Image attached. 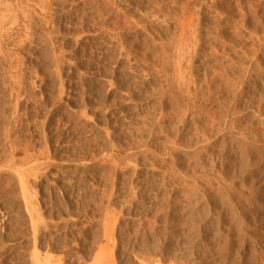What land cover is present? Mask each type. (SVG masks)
<instances>
[{"label":"rangeland","instance_id":"374dc122","mask_svg":"<svg viewBox=\"0 0 264 264\" xmlns=\"http://www.w3.org/2000/svg\"><path fill=\"white\" fill-rule=\"evenodd\" d=\"M39 1L45 3L34 2L40 4ZM47 1L40 5L48 13L37 11L48 16L41 15L40 19V14L34 12L39 17L32 13L33 20L20 19L14 28L4 32V38L8 33L12 37L9 34L8 39L0 37L4 41L0 40V264H34L35 257L42 255L45 259L52 254L56 257L58 251L61 255V250L63 256L67 221L86 222L85 233L92 239L105 230L103 221L110 218L118 223L115 232L124 229V237L134 232L132 237L149 238L150 243L156 244L161 241L168 250L163 251L164 257L170 254V258H181L186 264H196L199 260L198 264H210L216 258L213 264H217L218 238L228 232L223 223L230 220L231 214L223 212L226 205L218 200L216 186H213L216 194L211 191L205 198L201 187L195 184L192 188L195 182L190 178L196 164L204 166L209 143L218 145L220 151L222 142H232L238 136L241 117L238 98L239 92L242 93L239 78L243 75L240 62L243 54L238 46L244 34L240 29L255 25V0H217L213 6H201L202 14L199 19L196 16L200 21L197 27L201 26L198 27L199 51L187 69L193 74L190 80H195L192 87L189 82L187 89L193 88L189 94L188 90L183 93L185 87L177 82L180 77L174 75L177 55L173 48H177L180 21L170 20L171 16L164 19L158 9L159 2L172 1L115 0L116 4L114 0H105L106 4L102 0ZM108 1L116 9L119 5V10L110 7L113 4ZM248 14L255 16L251 18ZM256 79L261 81L258 85H263L257 93H264V78ZM255 84L254 87L250 84L249 93H256ZM184 96L193 97L191 107ZM261 96L258 100L263 104L264 95ZM195 150H200L199 154ZM219 151H216L218 155ZM23 174L25 183L20 180ZM29 201L33 203L31 206ZM110 212L115 218L107 216ZM37 222L51 225H47L50 229L46 225L42 228L41 224L38 228ZM56 236L61 244H56L59 242ZM33 249L44 254L34 256ZM49 251L52 253L45 254Z\"/></svg>","mask_w":264,"mask_h":264},{"label":"bare ground","instance_id":"6f19581e","mask_svg":"<svg viewBox=\"0 0 264 264\" xmlns=\"http://www.w3.org/2000/svg\"><path fill=\"white\" fill-rule=\"evenodd\" d=\"M36 0H0V37L4 38V32L7 30L6 32L10 31L11 27L14 26V24H18L19 22H17L18 20H22L23 18L28 19V21H30L31 19V14L36 16L34 12H38L37 9H42L41 13L45 12L48 13L46 10V7H42L41 8V1L40 4H38L37 2H34ZM45 3L42 4H47L49 1L47 0H42ZM99 1V0H98ZM105 1V0H102ZM99 2V3H104V2ZM107 1V0H106ZM105 1V4L107 3ZM112 1V0H111ZM122 1V0H121ZM127 1V0H125ZM132 1V0H130ZM128 1V2H130ZM134 1V0H133ZM140 1V0H138ZM149 1V0H148ZM151 1V0H150ZM155 1L157 3V1L159 0H152ZM162 1H166V0H162ZM172 1L167 3V1L165 2L166 4H163L161 2H159V6L158 9H161V12L163 13V17L165 16H171L168 17L170 20H179V25L181 26V29L179 28V35H177V37L179 38V40H177V48H173L176 49V59L177 65H175V69L176 71H174L178 77V80H182V81H178L177 82H182V87L184 85V89L186 92H184L183 89V93H187L188 90V94L190 89L189 85H190V78L189 76H193L190 75L188 73V68H190L189 66L191 65L192 61H194L195 59V55L196 52L199 51V45L198 44V39H199V34L201 31L198 29L197 24L200 21H197L200 18V10L201 6H203L204 4H209V6H213L214 3L217 2V0H169ZM254 1V0H253ZM47 2V3H46ZM59 2V1H58ZM113 2V1H112ZM115 4L116 1L114 0ZM144 2V0H143ZM147 2V0H146ZM255 8L254 10L257 12L256 13V20H255V25L254 26H250L249 28L245 26H243L244 24V20L241 22L240 26H243V29H240L242 32H244L243 37L241 40V44H239L238 48H240V51L243 55H241L243 57V60L240 62H242V66H243V72L241 71V74H243L241 76V78H239V81L241 82V86L240 88L242 89V93L239 92L240 94V98H238V100L240 99L241 102V106H240V110L241 112V117H240V122H239V131H238V136H237V132L235 133L233 130H231V132L233 131V133L236 134L235 136V140L233 139L232 142H222L221 145V149L220 151L218 150V145L216 146L215 143H209L208 146V151L205 150V148L203 149L204 151L208 152V157L204 164V166L200 167V165L198 166L197 164L193 167V176H191L194 180V184H192V188L193 185L196 184V186H198V188L201 187V189L203 190L202 194L203 196H208L210 194V192H214L215 190H213V186L218 189V191L216 192L217 194H219L218 198L220 197V199H218L220 202L223 203V205H226L227 210H225V206L223 207L224 210L223 212L225 213L226 211L230 212L231 214V218L230 220H228L227 223H225L227 226L224 225V228L228 230V232L226 234H222V236H220L218 239L216 238V241H219L218 247H217V254H218V261L217 264H250V262H257V264H264V103L261 104V102L258 100L260 99L258 96L264 95V93H257L259 91V86L258 85L259 82L258 79H263L264 78V0H255ZM37 3V4H35ZM52 3V2H50ZM108 3H111L110 1H108ZM119 4V2H117ZM121 3V2H120ZM150 3V2H149ZM154 3V2H153ZM152 3V4H153ZM155 3L154 6H156L157 4ZM246 3V2H245ZM251 3V2H250ZM98 4V2H97ZM113 3H111L112 5ZM110 6V7H114ZM125 4V3H124ZM138 4V3H137ZM146 4V3H145ZM212 4V5H211ZM241 4V3H240ZM40 5V6H39ZM96 5V4H95ZM99 5V4H98ZM104 5V4H103ZM110 5V4H108ZM122 4H120L121 6ZM147 5V4H146ZM149 5V4H148ZM152 5V7H154ZM43 6V5H42ZM47 6V5H46ZM145 6V5H144ZM151 6V4H150ZM148 6V8L150 7ZM158 6V5H157ZM208 6V5H207ZM106 7V5L104 6ZM117 6H115L114 8L116 9ZM137 7V6H136ZM141 6H138V10ZM206 7V5H205ZM244 7V5H243ZM251 8V6H249ZM103 8V7H102ZM147 8V7H146ZM249 8V9H250ZM107 9V8H105ZM119 10V5L118 8ZM116 9V10H117ZM151 9V8H149ZM159 9V10H160ZM245 9V8H243ZM121 10V8H120ZM142 10H144V7L142 6ZM158 10V12H159ZM98 11V10H97ZM122 11V10H121ZM141 11V10H140ZM148 11V10H147ZM146 11V12H147ZM157 11V9H156ZM243 11V10H242ZM249 11V10H248ZM115 12V11H113ZM119 12V11H117ZM116 12V13H117ZM145 12V10H144ZM166 12V13H165ZM241 12V11H240ZM252 12V10H251ZM249 12V13H251ZM41 13L38 12L39 15H37L36 17H39L40 19L41 17ZM51 13V12H50ZM101 13V12H100ZM103 13V12H102ZM149 13V12H148ZM155 13V12H154ZM160 13V12H159ZM158 13V15H159ZM248 13V12H247ZM253 13V12H252ZM120 14V13H119ZM152 14V13H151ZM242 14V13H241ZM47 15V14H46ZM44 14V16H46ZM110 15V14H109ZM113 15V14H112ZM127 15V14H126ZM125 15V16H126ZM150 15V14H149ZM153 15V14H152ZM157 15V14H156ZM162 14H160V18ZM245 15V14H244ZM32 16V17H34ZM43 16V15H42ZM43 16V18H44ZM48 16V15H47ZM121 16V15H120ZM154 16V15H153ZM158 16V18H159ZM197 16V18H196ZM247 16V15H246ZM249 16V14H248ZM255 16V15H254ZM254 16H252L254 18ZM128 17V15H127ZM243 18V16H241ZM251 17V16H249ZM251 17V18H252ZM38 18V19H39ZM48 18V17H46ZM116 18V17H115ZM245 18V16H244ZM248 18V17H247ZM245 18V19H247ZM166 20H168L166 17L164 18ZM250 19V18H249ZM33 20V19H31ZM37 20V19H36ZM110 20V19H109ZM116 20V19H115ZM121 20V19H120ZM123 20V19H122ZM162 18V21H165ZM253 20V19H251ZM250 20V22H251ZM43 21V19H42ZM105 21V20H104ZM107 21V19H106ZM248 21V20H247ZM16 22V23H15ZM23 22V21H22ZM117 22V21H116ZM164 22V24H165ZM172 22V21H170ZM28 23V22H27ZM130 23V22H129ZM174 23V22H173ZM176 23V22H175ZM178 23V21H177ZM176 23V24H177ZM249 23V22H246ZM115 24V23H113ZM168 24V23H167ZM200 24V23H199ZM254 24V23H253ZM252 24V25H253ZM20 26V25H19ZM26 26V23H25ZM116 26V25H114ZM168 26V25H167ZM171 26V25H170ZM117 27V26H116ZM169 27V26H168ZM201 27V26H200ZM199 27V28H200ZM14 28V27H12ZM119 28V27H118ZM248 28V29H246ZM116 30V29H114ZM118 30V29H117ZM177 30V29H176ZM240 30H238L240 32ZM198 31H200L198 33ZM117 33V31H115ZM114 32V33H115ZM120 32V31H119ZM242 32L240 34V36L242 35ZM11 33V32H10ZM177 33V32H175ZM7 34V33H6ZM9 34V33H8ZM7 34V36H8ZM47 34V33H45ZM121 34V33H120ZM178 34V33H177ZM239 34V33H238ZM10 35V34H9ZM114 35V34H113ZM116 35V34H115ZM6 36V35H5ZM7 36L5 38H7ZM12 37V35H10ZM47 36V35H46ZM50 36V35H49ZM174 36V35H173ZM10 37V38H11ZM117 37V36H116ZM4 38V40H5ZM50 38V37H49ZM119 38V37H118ZM117 38V39H118ZM241 38V37H240ZM8 39V38H7ZM125 39V38H124ZM1 40V38H0ZM120 40V38H119ZM118 40V41H119ZM122 40V39H121ZM176 40V39H175ZM3 41V39L1 40ZM125 41V40H123ZM122 41V42H123ZM4 42V41H3ZM50 42V41H49ZM53 42V41H52ZM147 42V41H146ZM201 42V41H199ZM209 42V41H208ZM145 43V42H144ZM148 43V42H147ZM176 43V42H175ZM1 44V43H0ZM54 44V43H53ZM125 44V43H124ZM150 44V43H149ZM169 44V42H168ZM171 44H172V40H171ZM127 45V44H126ZM162 45V44H161ZM167 45V42L165 44V46ZM123 46V45H122ZM149 46V45H148ZM164 46V45H163ZM51 47V46H50ZM57 47V46H56ZM126 47V46H125ZM124 47V48H125ZM151 47H153L151 45ZM170 47V46H169ZM168 47V48H169ZM172 47V45H171ZM170 47V48H171ZM55 48V47H54ZM150 48V47H149ZM156 48V47H155ZM169 48V49H170ZM53 49V48H52ZM162 49V48H161ZM164 49V48H163ZM55 50V49H54ZM120 50V48H119ZM172 50V49H171ZM60 51V50H59ZM128 51V50H127ZM164 51V50H163ZM166 51V50H165ZM169 51V50H168ZM123 52V51H122ZM126 52V51H125ZM131 52V51H129ZM172 52V51H171ZM170 52V53H171ZM1 53V52H0ZM57 53V52H56ZM61 53V52H60ZM121 53V52H120ZM174 53V52H173ZM200 53V52H198ZM197 53V54H198ZM62 54V53H61ZM131 54V53H130ZM3 55V54H1ZM165 55V54H164ZM170 55V54H169ZM59 56V55H58ZM57 56V57H58ZM63 56V55H62ZM175 56V55H174ZM171 59V56H169ZM3 58V57H2ZM54 58V57H53ZM56 58V57H55ZM167 58V57H165ZM242 59V58H240ZM62 60V58H61ZM60 61V60H59ZM173 61V60H172ZM2 64V63H1ZM171 64V63H170ZM240 65V66H241ZM56 66V65H55ZM172 66V65H171ZM170 66V67H171ZM241 66V67H242ZM57 69V68H56ZM168 69V68H167ZM59 70V69H58ZM58 70L56 72H58ZM170 70V69H169ZM174 70V69H173ZM171 71V70H170ZM190 71H192V69H190ZM169 72V71H168ZM173 72V71H172ZM173 72V73H174ZM194 72V71H193ZM14 73V72H13ZM19 73V72H18ZM22 73V72H21ZM172 73V74H173ZM57 74V73H56ZM181 74V76L179 75ZM213 74V73H212ZM218 74V73H217ZM240 74V73H239ZM166 75V74H165ZM168 75V74H167ZM173 75V78H174ZM198 75V74H197ZM196 75V76H197ZM60 76V75H59ZM169 76V75H168ZM240 77V76H239ZM168 78V77H167ZM170 78V77H169ZM217 78V77H215ZM195 79V78H194ZM172 80V77H171ZM175 81V80H174ZM173 81V82H174ZM195 81V80H194ZM191 81V87H192V82ZM264 81V79H263ZM230 82V81H229ZM239 82V83H240ZM251 82H256L255 83H251ZM175 83V82H174ZM232 83V82H231ZM264 83V82H263ZM167 84V83H166ZM178 85V83H176ZM236 84V83H235ZM234 84V85H235ZM250 84H253L252 87H254L255 84V90L256 93H249V89H251L252 87H250ZM169 85V84H168ZM175 85V84H174ZM173 86V84H172ZM181 86V84H180ZM200 87V85H198ZM237 86V85H236ZM263 86V85H262ZM261 86V87H262ZM195 87V86H194ZM235 87V86H234ZM250 87V88H249ZM260 87V89H261ZM179 88V87H178ZM249 88V89H248ZM258 88V89H256ZM172 89V88H171ZM195 89V88H194ZM175 90V89H173ZM178 90V89H177ZM179 90H182L181 87ZM199 90V89H198ZM258 90V91H257ZM171 91V90H170ZM169 91V92H170ZM252 92V90H250ZM254 91V90H253ZM177 92V91H176ZM192 92V90H191ZM196 92V91H194ZM199 91H197L198 93ZM182 93V94H183ZM235 93V92H234ZM172 94V93H170ZM174 94V91H173ZM180 94V93H179ZM186 94V95H188ZM193 94L190 93V95ZM237 94V93H236ZM185 95V96H186ZM197 95V94H196ZM232 95V93H231ZM163 96V95H162ZM165 96V95H164ZM170 96V95H169ZM183 96V95H182ZM184 96V97H185ZM192 96V95H191ZM172 97V96H171ZM14 98V97H13ZM165 98V97H164ZM179 98H183V97H179ZM187 98V97H185ZM262 98V96H261ZM264 98V97H263ZM184 99V98H183ZM181 99V100H183ZM192 99V100H191ZM198 100V97L196 98ZM11 100V99H10ZM19 100V99H18ZM62 100V99H60ZM175 100V99H174ZM186 101V103L190 105V101H193V97L191 98L189 96V98L184 99ZM261 100V99H260ZM161 101V100H160ZM178 101V99H177ZM258 101L260 103H258ZM61 102V101H60ZM163 102V101H162ZM199 102V100H198ZM263 102V101H262ZM185 103V102H184ZM195 103V102H194ZM17 104V103H16ZM186 104V105H187ZM198 104V103H197ZM4 105V104H3ZM185 105V106H186ZM181 106V105H180ZM183 106V105H182ZM184 106V107H185ZM203 106V105H202ZM239 106V105H238ZM13 107V106H12ZM191 107V105H190ZM188 108V106H187ZM186 108V109H187ZM200 108V107H199ZM203 108V107H202ZM183 109V108H182ZM181 109V110H182ZM211 109V108H210ZM13 110V109H12ZM184 110V109H183ZM190 110V109H189ZM203 110V109H201ZM200 110V111H201ZM180 111V110H179ZM207 112V110H205ZM183 112V111H182ZM181 112V113H182ZM204 112V111H203ZM209 112V111H208ZM207 112V113H208ZM215 112V111H214ZM227 112V111H226ZM234 112V111H233ZM238 112V111H237ZM187 113V112H186ZM185 113V114H186ZM210 113V112H209ZM22 114V113H21ZM20 114V115H21ZM184 114V115H185ZM230 114V113H229ZM232 114V113H231ZM7 115V114H6ZM5 115V116H6ZM183 115V114H182ZM183 115V116H184ZM211 114H209L210 116ZM213 115V113H212ZM224 115V113H223ZM240 115V114H239ZM9 116V115H8ZM14 116V114L12 115ZM23 116V115H22ZM3 118V117H2ZM15 118V117H14ZM213 118V117H212ZM232 118V117H231ZM230 118V120H231ZM6 119V118H5ZM12 119V117H11ZM184 119V118H183ZM215 119V118H214ZM224 119V118H223ZM222 119V120H223ZM233 119V118H232ZM235 119V118H234ZM237 119V118H236ZM4 120V119H3ZM10 121V118L8 119ZM17 120V119H16ZM160 120V119H159ZM211 120V119H210ZM220 120V119H218ZM229 120V121H230ZM14 121V120H13ZM165 121V120H164ZM216 121V119H215ZM161 122V121H160ZM233 122V121H232ZM214 123V122H213ZM220 123L223 124V121L220 120ZM219 123V124H220ZM228 123V122H227ZM5 124V123H4ZM3 124V125H4ZM46 124V123H45ZM160 124V123H159ZM162 124V123H161ZM226 124V123H225ZM230 125V124H229ZM13 126V125H12ZM223 126V125H222ZM225 126V125H224ZM227 126V124H226ZM234 126V124H233ZM6 127V125H5ZM220 127V126H219ZM229 127V126H228ZM21 129V128H20ZM224 129V128H223ZM233 129V128H232ZM238 129V128H237ZM14 130V129H13ZM16 130V129H15ZM227 130V129H226ZM7 131V130H6ZM10 131V129H9ZM213 131V130H212ZM11 132V131H10ZM13 132V131H12ZM17 132V131H16ZM220 132V131H219ZM15 133V132H14ZM209 133V131H208ZM211 133V130H210ZM213 133V132H212ZM211 133V134H212ZM218 133V132H217ZM229 133V132H228ZM9 134V133H7ZM214 134V133H213ZM6 135V134H5ZM215 135V134H214ZM8 136V135H7ZM6 136V137H7ZM208 136V135H207ZM222 136V135H221ZM224 137V136H223ZM15 138V137H14ZM13 138V139H14ZM213 139V136H212ZM211 139V140H212ZM6 140V139H5ZM9 140V139H8ZM16 140V139H15ZM210 140V141H211ZM7 141V140H6ZM209 141V142H210ZM218 141V140H217ZM220 141V140H219ZM218 141V142H219ZM225 141V140H224ZM227 141V140H226ZM229 141V140H228ZM214 142V140H213ZM10 143V142H9ZM15 144V143H14ZM13 144V145H14ZM21 144V143H20ZM7 145V144H6ZM208 145V144H207ZM205 145V146H207ZM12 148V145H11ZM16 148V147H15ZM14 148V149H15ZM203 148V147H202ZM13 149V148H12ZM176 149V148H175ZM174 150V149H173ZM178 150V149H177ZM203 150H201V152L203 153ZM9 151V150H8ZM12 151V150H11ZM196 151V150H195ZM198 151V150H197ZM196 151V152H197ZM200 151V150H199ZM198 151V152H199ZM219 151V155L217 154ZM195 152V153H196ZM197 152V153H198ZM200 152V154H201ZM166 153V152H165ZM164 153V154H165ZM196 153V155H197ZM205 153V152H204ZM145 154V153H144ZM148 154V153H147ZM172 154V153H171ZM199 154V153H198ZM195 155V156H196ZM112 156V155H111ZM202 157V155H201ZM205 157V158H206ZM41 158V157H40ZM196 158V157H195ZM199 158V157H197ZM202 159V158H201ZM199 159V160H201ZM198 160V161H199ZM196 161V160H195ZM202 162V161H201ZM46 163V162H45ZM44 163V164H45ZM51 163V162H50ZM195 163V162H194ZM200 164V163H199ZM77 165V164H76ZM83 165V164H82ZM14 166V165H13ZM41 166V165H40ZM80 166V165H79ZM17 167V166H14ZM13 167V168H14ZM44 167V166H43ZM33 168V167H32ZM15 169V168H14ZM21 169V168H20ZM28 169V168H27ZM30 169V168H29ZM43 169V168H42ZM204 170L202 172H200L201 170ZM26 170V169H25ZM24 170V171H25ZM40 170V169H39ZM13 171V170H12ZM28 171V170H27ZM32 171V169H31ZM30 171V172H31ZM82 171V170H81ZM174 171V170H173ZM183 171V170H182ZM41 172V171H40ZM39 172V173H40ZM27 172L25 171V174ZM34 173V172H33ZM43 173V172H42ZM20 174V173H19ZM21 175L20 180L22 181V178L24 177V175ZM27 175V174H26ZM25 175V176H26ZM29 178L31 174H28ZM33 175V174H32ZM181 175V174H180ZM14 176V175H13ZM23 176V177H22ZM34 176V175H33ZM16 177V176H15ZM35 177V176H34ZM202 177V178H201ZM199 178H201L202 180H199ZM13 179V178H11ZM27 179V177H26ZM25 180V177H24ZM22 181L23 183H25V181ZM34 182V181H33ZM199 182V183H198ZM27 183V182H26ZM192 183V182H190ZM189 183V184H190ZM202 183V186H201ZM204 183V184H203ZM72 184V183H71ZM188 184V185H189ZM22 185V183H21ZM191 185V184H190ZM28 187V185L26 186ZM24 187V189L26 188ZM30 187V186H29ZM32 187V186H31ZM195 188V186H194ZM29 189V188H28ZM34 189V187L32 188V190ZM216 189V190H217ZM192 190V189H191ZM198 190L199 189H194ZM31 192V191H30ZM36 192V191H35ZM134 192V191H133ZM186 192V191H185ZM28 193V191H27ZM200 193V192H198ZM215 193V192H214ZM215 193V194H216ZM30 194V193H28ZM27 194V195H28ZM33 194V193H32ZM37 194V193H36ZM136 194V193H134ZM192 194V193H191ZM212 195V193H211ZM37 196V195H36ZM35 196V197H36ZM135 196V195H134ZM132 196V197H134ZM20 197V196H19ZM30 197H32V195H30ZM34 197V196H33ZM111 197V196H110ZM211 197V196H210ZM214 197V194L213 196ZM29 198V197H28ZM24 199V198H23ZM30 199V198H29ZM28 199V200H29ZM35 199V198H34ZM33 199H31L32 201ZM216 200V198H215ZM213 200V201H215ZM31 201H29L30 206L31 204H33ZM37 201V200H36ZM26 202V201H25ZM28 202V201H27ZM110 202V201H108ZM218 202V201H217ZM36 203V202H35ZM26 204V203H25ZM23 205V204H22ZM28 205V204H26ZM220 205H222L220 203ZM29 206V205H28ZM35 206V205H34ZM34 206L32 205V207L34 208ZM38 206V203H37ZM40 206V205H39ZM38 206V207H39ZM109 206V204H108ZM111 206V205H110ZM26 207V206H25ZM30 207V208H32ZM32 208V209H33ZM35 209V208H34ZM108 209V207H107ZM111 210V209H110ZM38 211V210H37ZM84 211V210H83ZM115 213L117 210H114ZM112 211V212H114ZM222 211V210H221ZM28 212V211H27ZM32 212V211H31ZM34 212L36 213V211L34 210ZM106 212V211H105ZM108 212V210H107ZM106 213L107 216L111 215V213ZM42 214V212L40 213ZM109 214V215H108ZM117 214V213H116ZM229 214V213H228ZM118 215V214H117ZM221 215V213H220ZM226 215V214H225ZM33 216V215H31ZM37 216V215H36ZM34 216V218L36 217ZM39 216V214H38ZM42 216V215H41ZM40 216V217H41ZM51 216V215H50ZM70 216V214H69ZM72 216V215H71ZM113 216V215H111ZM115 216V215H114ZM113 216V217H114ZM219 216V215H218ZM223 216V214H222ZM228 216V215H227ZM230 216V215H229ZM105 217V216H104ZM31 218V217H30ZM33 218V219H34ZM37 218V217H36ZM70 219V217H68ZM67 218V219H68ZM107 218V217H106ZM106 218L102 219L106 220ZM110 218V217H108ZM115 218V217H114ZM118 218V216L116 217ZM122 218V217H121ZM223 218V217H222ZM224 218H227L226 216ZM223 220H226L224 219ZM38 219V218H37ZM62 219V218H61ZM64 220V221H67ZM68 219V220H69ZM74 219V218H73ZM219 219V218H218ZM228 219V218H227ZM32 220V219H31ZM43 220V219H42ZM76 220V219H74ZM110 220H112V218H110ZM107 219V221H103L105 222V226H103L101 224L102 230L103 232L101 234H99V232L90 240L89 237H87L86 233H87V228H85L84 224L86 223H82V222H72V220L67 221L65 223V227H64V238L63 240L65 241L63 244L64 248H63V256H62V250H61V255L56 254V252H54V254H56V257L53 256H46L47 260H45L44 258H40L43 259L42 261H40V258L37 256L39 254H41L42 252H40L38 249H33V253L37 256V258L35 257V259L32 260H36L34 262V264H42V262L45 260L46 264H183L184 262H181V260L183 261V259H174L173 257L170 258V254L168 257H164V246H162L161 241L160 243H150L149 238L148 239H142L139 236H133L134 232H132L131 236H126L124 237V229L120 231H116L115 225L118 223H114L116 221H110ZM115 220V219H113ZM120 220V219H119ZM125 220V219H123ZM35 221V220H32ZM38 221V220H36ZM60 221V220H59ZM62 221V220H61ZM63 221V222H64ZM90 221V220H89ZM109 221V223H107ZM122 221V219H121ZM119 221V222H121ZM149 221V220H148ZM41 222V219H40ZM43 222V221H42ZM55 222V221H54ZM62 222V223H63ZM84 222V221H83ZM101 222V221H100ZM113 223L114 225L112 226V224L110 225V223ZM118 222V220H117ZM123 222V221H122ZM220 222V221H219ZM224 222V221H223ZM34 223V222H33ZM39 224V222H37ZM82 223V225H81ZM99 223V222H98ZM35 224V223H34ZM37 224V225H38ZM41 224V223H40ZM40 224L37 226L38 228L40 227ZM52 224V223H51ZM120 224V223H119ZM122 224V223H121ZM156 224V223H155ZM220 224V223H219ZM222 224V223H221ZM220 224V226H221ZM41 224V227L43 228V226H45L46 224ZM48 225V224H47ZM46 225V226H47ZM55 225V224H54ZM62 225V224H61ZM128 225V224H127ZM126 225V226H127ZM130 225V224H129ZM36 226V224H35ZM49 226V225H48ZM47 226V227H48ZM51 226V225H50ZM49 226V227H50ZM87 226V225H86ZM93 225H91L92 227ZM121 226V225H120ZM124 225H122L123 227ZM37 227L33 228L37 230ZM48 227V228H49ZM53 227V226H52ZM56 226H54L53 228H55ZM62 227V226H61ZM89 227V225L87 226ZM114 227V228H112ZM133 227V226H132ZM218 227V226H217ZM60 228V227H58ZM63 228V227H62ZM60 228V229H62ZM95 228H97L95 226ZM222 228V227H221ZM45 229V228H44ZM50 229V228H49ZM52 229V228H51ZM91 229V228H90ZM99 229V228H98ZM119 229V228H118ZM219 229V228H218ZM217 229V230H218ZM34 230V229H33ZM56 230V229H55ZM93 230V229H91ZM126 230V229H125ZM129 231V229H127ZM131 230V228H130ZM139 230V228L137 229ZM225 230V231H227ZM50 231V230H49ZM60 231V230H59ZM97 231V230H95ZM141 231V230H140ZM32 232V231H31ZM35 232V231H34ZM51 232V231H50ZM86 232V233H85ZM222 233H224L221 230ZM39 233V231H38ZM52 233V232H51ZM60 233V232H59ZM137 233V232H136ZM140 233V232H139ZM148 233V232H147ZM151 233V232H149ZM56 234V233H55ZM61 234V233H60ZM59 234V235H60ZM126 234V233H125ZM128 234V233H127ZM144 234V233H143ZM146 234V233H145ZM154 234V233H153ZM217 234V231L216 233ZM219 234V231H218ZM217 234V235H218ZM58 235V236H59ZM91 235V234H89ZM88 235V236H89ZM93 235V234H92ZM91 235V236H92ZM137 235V234H136ZM139 235V234H138ZM51 236V234H50ZM53 238L54 234H52ZM144 236V235H142ZM141 236V237H142ZM150 236V235H149ZM57 237V236H56ZM59 242L56 243V241L54 242V245L56 244H61L62 242H60L61 240L59 239V237H57ZM56 238V239H57ZM61 238V239H62ZM151 238V237H150ZM52 239V238H51ZM54 239V240H56ZM152 239V238H151ZM37 240V239H35ZM34 240V241H35ZM157 241V240H156ZM153 242V241H151ZM163 242V241H162ZM56 243V244H55ZM169 243V242H168ZM172 244V243H171ZM35 245V244H34ZM168 245V244H167ZM166 245V246H167ZM212 245L214 246V244L212 243ZM36 246V245H35ZM171 245H168V247ZM173 246V245H172ZM208 246V244L206 245ZM209 246H211V244H209ZM37 247V246H36ZM60 247V246H57ZM62 247V245H61ZM180 247V246H179ZM185 247V246H184ZM34 248V247H33ZM47 248V247H46ZM52 248V247H50ZM175 248V247H173ZM191 248V247H190ZM195 248V246L193 247ZM192 248V249H193ZM208 248V247H206ZM213 248V247H212ZM48 250H51L49 248H47ZM46 249V250H47ZM55 249V247H54ZM168 249V248H167ZM170 249V248H169ZM176 249V248H175ZM184 249V248H183ZM198 249V248H197ZM216 249V248H215ZM55 250V251H56ZM172 250V249H171ZM178 250V249H177ZM182 250V249H181ZM187 250V249H185ZM199 250V249H198ZM207 250V249H205ZM214 250V249H213ZM38 251V252H36ZM168 251V250H165ZM173 251V250H172ZM176 251V250H175ZM188 251V250H187ZM192 251V250H191ZM209 251V250H208ZM207 251V252H208ZM170 252V251H169ZM183 252V251H182ZM195 252V251H193ZM199 252V251H198ZM197 252V253H198ZM203 252V251H202ZM199 252V253H202ZM212 252V251H211ZM215 252V251H214ZM32 253V252H31ZM52 253V252H51ZM50 251L49 253H45V254H51ZM173 253V252H172ZM179 253V252H178ZM185 253V252H183ZM198 253V254H199ZM213 253V252H212ZM211 253V254H212ZM44 254V253H42ZM167 254V252H166ZM165 254V255H166ZM175 254V252H174ZM186 254V253H185ZM185 254H182L185 256ZM196 254V253H195ZM207 254V253H206ZM210 254V253H208ZM32 255V254H31ZM59 255L61 256V258H58ZM179 255V254H178ZM216 255V254H214ZM177 256V254H176ZM190 256V255H189ZM195 256V255H193ZM211 256V255H210ZM213 256V255H212ZM31 257V256H30ZM29 257V258H30ZM45 257V256H44ZM55 257V258H54ZM180 257V256H179ZM187 257V255H186ZM198 257V256H197ZM205 257V256H204ZM216 257V256H215ZM32 258V257H31ZM189 258V257H188ZM39 259V260H38ZM214 260L216 258H213ZM212 259V260H213ZM197 260V259H196ZM213 260V262H214ZM189 261V260H188ZM187 261V262H188ZM192 261V260H191ZM189 261V262H191ZM32 262V261H31ZM198 263H200V260L197 261ZM202 262V261H201ZM205 262V261H204ZM213 262L211 261L210 264ZM43 262V264H45ZM196 263V264H198ZM207 263V262H206ZM205 263V264H206ZM209 263V262H208ZM33 264V262L31 263ZM186 264V263H185ZM202 264V263H201Z\"/></svg>","mask_w":264,"mask_h":264}]
</instances>
